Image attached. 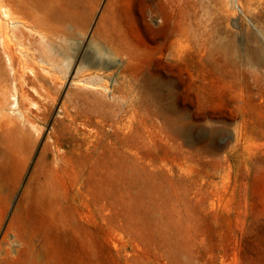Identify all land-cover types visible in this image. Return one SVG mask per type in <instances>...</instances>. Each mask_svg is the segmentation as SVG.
<instances>
[{"label": "rangeland", "instance_id": "obj_1", "mask_svg": "<svg viewBox=\"0 0 264 264\" xmlns=\"http://www.w3.org/2000/svg\"><path fill=\"white\" fill-rule=\"evenodd\" d=\"M237 1L72 2L45 61L58 80L40 81L57 100L41 123L45 134L9 162L0 186V242L24 198L34 220L27 234L39 227L61 262L264 264V48L251 52L264 45V0ZM150 77L149 85L168 86L157 105L188 114L189 140L168 141L164 118L138 103L149 98ZM65 100L89 114L103 104L107 116L119 104L113 119L131 131L146 127L151 140L130 138L138 152L119 140V152L93 153L95 124L82 113L74 141L62 140L65 161L55 165L50 152L40 165Z\"/></svg>", "mask_w": 264, "mask_h": 264}, {"label": "bare ground", "instance_id": "obj_2", "mask_svg": "<svg viewBox=\"0 0 264 264\" xmlns=\"http://www.w3.org/2000/svg\"><path fill=\"white\" fill-rule=\"evenodd\" d=\"M73 1L0 0V52L5 58V64L1 63L4 65H0L1 187H4L3 185L7 183L5 180L10 174L8 171L9 162L21 158L23 152L25 153L24 148L27 147L26 145L34 143L45 134L46 126L41 123L46 124L47 113L57 100L55 97L46 96L49 88L43 90L44 84L40 81L48 77L55 84L58 80L59 75H56V71L55 73L52 72L51 67L45 61L53 53L56 39L59 38L60 34L64 33L63 26L70 19L66 14ZM233 4L238 5V1L233 0ZM263 48L264 45L259 43L251 49V52L262 56ZM53 57L55 56L53 55ZM50 58L52 59V57ZM221 60V58L217 57L211 60L210 63L219 65ZM53 64H55V61ZM87 79L90 80V77L88 76ZM146 81L149 86L147 87L150 92L149 98L146 100L141 99L138 103L142 104L148 113H157V115L164 118L161 126L167 132L168 141H174L175 136L180 135L187 137L189 140L192 128L184 121L188 114L185 116L182 111L176 112L177 110H174L172 105L165 106L163 103L157 105L154 101L159 89H162L163 86L168 88V86L165 82H159V80L156 81L158 83L157 88L149 85L151 84L150 82L155 81L152 77L147 78ZM87 82L89 81L87 80ZM94 84L93 82L92 85ZM103 87L106 92L109 91L108 85ZM37 97L45 98L44 102L36 100ZM102 105L97 110H92L91 114H89L88 110L80 109L79 106L71 104L69 100L63 101L61 114L55 119L44 143L42 154L38 161L39 164L47 163L46 157L50 152L53 153V163L55 165L65 161L66 154L63 152L65 151L63 150L65 144L62 140L64 138L68 142L74 141L77 134L74 122L82 113H86L90 123L95 124V139L89 141L90 144L92 143L93 148L91 151L93 153H99L97 151L98 147L105 150L106 147H111V145L119 152L117 146L119 140L122 145L131 149L136 147L134 151H137L136 142L151 140V132L147 135L146 127H144V130L136 129L131 131L130 126L127 125L129 129H125L123 124L113 119L117 115L119 104H115L116 108L113 109L112 114L109 116L103 115ZM166 111H172L174 115L169 116ZM95 115H98V117L94 120ZM107 117L112 120V123L109 124L108 128H105ZM218 133V130L212 131L213 135ZM121 137L124 139L121 140ZM130 138L135 139L136 142L130 143ZM135 154L137 153L135 152ZM4 181L5 183H3ZM24 201L25 199L23 198L1 238L0 264H71L69 262H61L63 260L62 254L54 247H49V237L39 227L36 226L37 230L27 234L25 227L31 221L34 222V220L26 215L27 211L23 210ZM103 209H106V206H103ZM16 222H19L21 226L17 225ZM44 250L46 252L43 257Z\"/></svg>", "mask_w": 264, "mask_h": 264}]
</instances>
